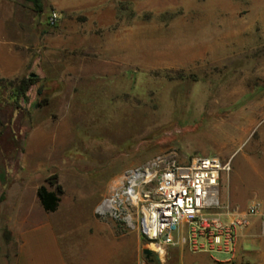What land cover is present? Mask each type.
Wrapping results in <instances>:
<instances>
[{
    "label": "rangeland",
    "instance_id": "obj_1",
    "mask_svg": "<svg viewBox=\"0 0 264 264\" xmlns=\"http://www.w3.org/2000/svg\"><path fill=\"white\" fill-rule=\"evenodd\" d=\"M42 1L37 13L0 0V56L22 66L0 82V137L21 141L12 169L28 184L0 210V264H16L17 234L49 219L65 264H264V0ZM162 153L227 162L220 205L260 204L232 256L179 243L146 256L138 231L96 213L128 169ZM36 183L76 206L44 211Z\"/></svg>",
    "mask_w": 264,
    "mask_h": 264
},
{
    "label": "built area",
    "instance_id": "obj_2",
    "mask_svg": "<svg viewBox=\"0 0 264 264\" xmlns=\"http://www.w3.org/2000/svg\"><path fill=\"white\" fill-rule=\"evenodd\" d=\"M58 20L59 14L51 11L48 23L54 25ZM228 168V163L217 157L199 155L179 161L174 153L156 155L128 169L96 213L123 220L159 255L179 243L190 252L232 256L240 231L249 225L259 204L252 203L242 212L220 205V174Z\"/></svg>",
    "mask_w": 264,
    "mask_h": 264
},
{
    "label": "crops",
    "instance_id": "obj_3",
    "mask_svg": "<svg viewBox=\"0 0 264 264\" xmlns=\"http://www.w3.org/2000/svg\"><path fill=\"white\" fill-rule=\"evenodd\" d=\"M0 46L4 47L6 45L0 44ZM21 71H22V66L19 61L13 60L12 57L3 58V56H0V82L4 81L7 78L12 77L13 75L20 73ZM0 104L3 106L5 105V102L0 100ZM17 140L18 142L16 141V143H14L12 142L11 138L0 137V210L3 212L5 210L7 211L5 207V203L9 199V195L10 198L17 197L16 199L20 204L21 203L20 201L24 194V192L22 191L28 188L27 182L26 184L25 183L22 184L21 182L22 181L21 171L12 169V166L14 164L18 163L19 167L21 164V160H19V153L21 152L20 149L21 141L19 139ZM7 145H11L14 148H10L9 150H7L6 149ZM27 146L28 144L25 143L26 148L24 150V159L28 157ZM12 154H14L13 157L11 156ZM40 186L41 184L38 183L31 185L33 191H35L37 199H38L37 189ZM64 200L65 199L60 197V201L58 204L59 207L60 203L62 204L63 202L64 211L76 206L74 203L69 202L67 199L65 200L64 203ZM259 208H260V204H259ZM259 208L256 213H259ZM56 210L52 211L51 213L56 212ZM0 219L2 220V215H0ZM5 219L7 220V217ZM50 221L52 220L49 219V220H45L44 222L41 221L40 223L34 224L31 229L21 231L17 234L18 244H17L16 264H65V258L62 255L55 234V230ZM95 223L96 225L93 222L92 223L89 222L88 224H86L84 228L85 231L87 233H92L94 227L95 229L101 230L103 223L97 220L95 221ZM8 228L12 232V235L14 236V232L12 231L11 226ZM239 234L241 236L242 232H240ZM2 256H4L5 259H8L9 257V255H1L0 253V257Z\"/></svg>",
    "mask_w": 264,
    "mask_h": 264
},
{
    "label": "trees",
    "instance_id": "obj_4",
    "mask_svg": "<svg viewBox=\"0 0 264 264\" xmlns=\"http://www.w3.org/2000/svg\"><path fill=\"white\" fill-rule=\"evenodd\" d=\"M30 2L33 6V9L35 12L40 13L43 11V1L42 0H26ZM35 78L29 77L25 78L19 81L17 85V95L23 96L25 92L32 87L33 84H35ZM37 94L40 93V89L37 90ZM43 102L46 101V98L42 100ZM41 103H35L36 105H41ZM48 182L51 185H54V182L52 179H49ZM63 193V189L60 185H56L54 190H49L46 186L41 185L37 189V197L43 207V209L47 212H52L55 211L58 207L59 201H60V196Z\"/></svg>",
    "mask_w": 264,
    "mask_h": 264
},
{
    "label": "water",
    "instance_id": "obj_5",
    "mask_svg": "<svg viewBox=\"0 0 264 264\" xmlns=\"http://www.w3.org/2000/svg\"><path fill=\"white\" fill-rule=\"evenodd\" d=\"M163 239H165V236H163ZM143 252L145 253L146 256H149L150 254H152V251L148 248H145Z\"/></svg>",
    "mask_w": 264,
    "mask_h": 264
}]
</instances>
